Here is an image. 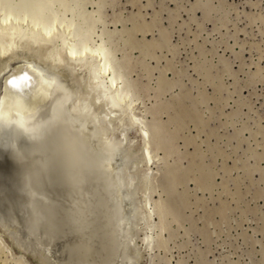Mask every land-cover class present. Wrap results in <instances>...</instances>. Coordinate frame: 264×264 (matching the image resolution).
Returning a JSON list of instances; mask_svg holds the SVG:
<instances>
[{"label":"rangeland","instance_id":"rangeland-1","mask_svg":"<svg viewBox=\"0 0 264 264\" xmlns=\"http://www.w3.org/2000/svg\"><path fill=\"white\" fill-rule=\"evenodd\" d=\"M0 12L3 39L17 23L49 27L110 58L101 81L127 111L107 133L149 155L130 174L138 264H264V0H0ZM8 232L0 264H50Z\"/></svg>","mask_w":264,"mask_h":264},{"label":"bare ground","instance_id":"bare-ground-1","mask_svg":"<svg viewBox=\"0 0 264 264\" xmlns=\"http://www.w3.org/2000/svg\"><path fill=\"white\" fill-rule=\"evenodd\" d=\"M17 25L7 39L0 33V226L50 264H61L64 252L69 264L140 263L141 205L130 174L149 155L147 142L131 151L124 129L123 138L107 133L125 109L101 81L110 58L100 45L88 49L52 28ZM96 55L101 62L93 67ZM132 115L125 128L134 124ZM100 240L106 257L95 261L97 249L103 255Z\"/></svg>","mask_w":264,"mask_h":264},{"label":"water","instance_id":"water-1","mask_svg":"<svg viewBox=\"0 0 264 264\" xmlns=\"http://www.w3.org/2000/svg\"><path fill=\"white\" fill-rule=\"evenodd\" d=\"M97 98L99 99V102H104L105 104L104 105H106L107 106V108L109 107V108H111L112 107V103L110 102V101H108V100H106V98L103 96V94L102 93H97ZM107 103V104H106ZM105 114H106V112H103L102 113V116H105Z\"/></svg>","mask_w":264,"mask_h":264}]
</instances>
